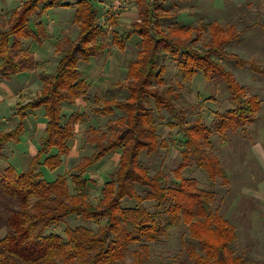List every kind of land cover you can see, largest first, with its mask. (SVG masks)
I'll list each match as a JSON object with an SVG mask.
<instances>
[{
    "label": "trees",
    "instance_id": "16d2710c",
    "mask_svg": "<svg viewBox=\"0 0 264 264\" xmlns=\"http://www.w3.org/2000/svg\"><path fill=\"white\" fill-rule=\"evenodd\" d=\"M20 1L7 28L0 31V82L37 67L34 55L22 43L47 38L40 23L34 29L29 26L35 15L53 8H72L78 34L76 39L63 35L56 41L58 61L52 74H38L39 96L19 106L15 113L18 123L13 129L0 132V264H120L129 254L133 257L131 264H151L148 243L182 224L188 225L190 237L204 253L198 255L191 250V264H245L243 258L233 257L229 248L235 239L233 227L212 212L215 194L182 175L193 161L209 180L221 177L226 181L216 157L206 151L212 129L201 120L188 126L182 111L175 107L177 95L163 87L167 59L176 63L184 80L190 81L201 72L207 82L222 81L235 107L218 116L217 131L222 133L228 127L244 130L253 123L260 103L256 97H246L245 89L224 69L221 59L248 66L257 74L264 75V69L224 52L237 36L231 30L224 34L218 24L173 28L166 33L161 30L160 0H128L137 7L138 19L121 37L99 24L94 0ZM191 30L209 34L204 48L194 47V39L180 37ZM133 36L139 38V51L134 60L124 64L126 97L116 98L114 90L119 84H110L103 107L92 110L100 116L117 110L123 116L107 122L101 131L91 130L88 141L93 151L73 167V173L45 180L40 169L53 172L62 165L81 119L76 113L65 119L62 114L64 105L74 104L89 89L79 65L100 58L108 37L122 50L124 42ZM151 107L166 111L170 115L167 125L171 129L177 126L182 138V163L171 185L161 172L150 175L140 159L143 152L157 154L167 147L157 136ZM39 109L44 111L43 136L36 155L19 172L8 165L5 148L20 142L25 119ZM114 152H119L118 167L102 184L98 202L92 203L86 172ZM145 202L153 204L154 212ZM74 216L85 225L66 228L63 236L47 232ZM92 224L96 229L89 227ZM132 245L137 249L132 251Z\"/></svg>",
    "mask_w": 264,
    "mask_h": 264
},
{
    "label": "rangeland",
    "instance_id": "374dc122",
    "mask_svg": "<svg viewBox=\"0 0 264 264\" xmlns=\"http://www.w3.org/2000/svg\"><path fill=\"white\" fill-rule=\"evenodd\" d=\"M97 11L101 4L94 1ZM161 30L168 33L173 28H198L218 24L223 33L232 31L236 39L224 47L227 55L254 62L264 69V0H160ZM21 5L20 0H0V8L7 6L10 10L0 17V31L7 28V20L12 11ZM74 9L53 8L35 15L36 23L48 33V40L42 46L32 41H25L23 48L33 50L36 55L37 67L31 71L11 77L1 88H8L9 94L0 89V132L9 131L18 123L15 113L19 106L37 98L40 93L39 73L52 74L59 55L55 52V43L63 35L76 39L78 28L73 23ZM110 16V15H109ZM33 18V19H34ZM33 19L29 26H33ZM115 25L108 24V31L117 32L118 36L130 30L131 23L137 19V9L129 8L120 11L114 18ZM45 31V32H46ZM182 39H194L196 48H204L209 40L207 32H193L180 35ZM122 40V38H121ZM139 38L132 37L124 42L123 49L111 44L108 37L105 41L104 54L89 64H80L79 70L89 84L85 95L72 105L63 106L64 119L76 113L81 116L75 125L73 138L68 142L69 153L63 158L62 165L51 172L41 168L43 177L52 181L58 175L73 173V167L85 156H90L93 148L88 141L92 137L91 130L101 131L107 122H114L123 114L113 110V114L100 116L93 109L103 107L104 93L109 84L118 83L115 97L124 99L127 84L124 64L134 60L139 51ZM221 65L232 74L236 81L245 89L246 97H256L260 103L253 123L237 130L226 128L222 133L217 131L218 116L233 109L235 103L230 100L229 93L222 81L207 82L203 74L198 73L192 80L182 77L175 62L167 59L164 63V88L176 94L174 100L177 110L182 111L185 123L193 125L198 120L212 129L207 152H211L220 167L227 175L226 181L217 177L208 179L193 161L182 171L185 178L194 179L200 189L215 194L212 212L217 213L233 227L235 239L229 244L233 257L243 258L245 264H264V75L253 72L248 66L239 67L234 61L221 59ZM162 88V87H161ZM153 122L157 128V136L167 144L157 154H141V162L150 175L163 173L171 185L175 181L174 172L182 163L180 141L181 135L176 128L168 125L169 114L152 108ZM24 132L20 142L10 143L5 148L8 165L17 171L26 169L35 150H38L43 136L44 111L39 109L26 118ZM119 152L109 154L86 173L90 181L89 200L97 203L100 190L108 176L118 167ZM139 194L141 190L138 188ZM133 205V204H131ZM150 212H154L152 203H146ZM85 225L77 217H69L58 226L47 229L48 233L64 235L66 228ZM96 229L94 224L89 225ZM151 264H191L189 253L194 250L203 255L199 244L190 237L187 224L170 229L155 242L148 243ZM137 249L132 245L131 250ZM132 255H127L123 263L131 264Z\"/></svg>",
    "mask_w": 264,
    "mask_h": 264
},
{
    "label": "crops",
    "instance_id": "0c3cea01",
    "mask_svg": "<svg viewBox=\"0 0 264 264\" xmlns=\"http://www.w3.org/2000/svg\"><path fill=\"white\" fill-rule=\"evenodd\" d=\"M94 1H97V2H99L100 4H101V8H103L102 10H98L97 12H98V17H99V19H98V22H100V21H103L104 22V24H105V26H103V27H105V28H107L108 27V24L109 23H112L113 25H115V23L117 22L114 18H116L117 17V14H118V12H120V11H124L125 9H122V8H118L119 7V5L123 2V0H94ZM130 5L133 7H136L135 6V4L134 3H130ZM114 8H116V10L114 11ZM129 8V7H128ZM127 9V8H126ZM136 9H137V7H136ZM10 10H13V8L12 9H10ZM10 10H8L7 9V6H5V7H2L1 6V8H0V17H1V15L2 16H4L5 14H6V12H8V11H10ZM43 12H45V11H43ZM12 13H13V11H12ZM11 13V14H12ZM42 14V13H41ZM110 15V16H109ZM11 16V15H10ZM10 18V17H9ZM8 18V19H9ZM137 19H138V14H137ZM136 19V20H137ZM36 20H37V18L35 19V21H33V26L31 27V28H35V25L37 24L36 23ZM8 21V20H7ZM135 21V20H134ZM108 29V28H107ZM46 31V30H45ZM46 36H47V38H45V39H42L41 40V42H35V41H33V40H23V45H24V42L25 41H32V42H34L35 43V45L36 46H42L43 45V43H44V41H46V40H48V38H49V36H48V33H47V31H46ZM33 55H34V59H35V61L37 60L36 59V55L34 54V51L33 50H29ZM37 62V61H36ZM1 82H4V81H1ZM112 84V83H111ZM4 84L3 83H0V89L1 90H5L8 94H9V89L8 88H1L2 86H3ZM110 85V84H109ZM25 121H26V119H25ZM25 121H24V124H25ZM25 126V125H24ZM44 127H45V118H44ZM44 127H43V131H44ZM36 152L35 153H33V156L32 157H34L35 155H36V153H37V150H35ZM32 159V158H31ZM29 164V163H28ZM28 166V165H27ZM89 171V170H88ZM87 171V172H88ZM86 172V173H87Z\"/></svg>",
    "mask_w": 264,
    "mask_h": 264
},
{
    "label": "built area",
    "instance_id": "2783aa9c",
    "mask_svg": "<svg viewBox=\"0 0 264 264\" xmlns=\"http://www.w3.org/2000/svg\"><path fill=\"white\" fill-rule=\"evenodd\" d=\"M130 5V2L128 0H123V2L119 5L118 8H122V9H126L128 8ZM116 10V8H114V11ZM100 25L105 26L103 21L99 22Z\"/></svg>",
    "mask_w": 264,
    "mask_h": 264
}]
</instances>
